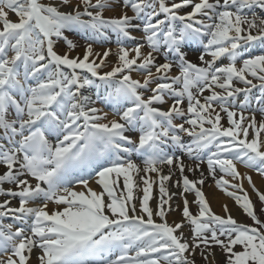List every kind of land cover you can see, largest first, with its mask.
Instances as JSON below:
<instances>
[{"label": "snow or ice", "instance_id": "6c2138e0", "mask_svg": "<svg viewBox=\"0 0 264 264\" xmlns=\"http://www.w3.org/2000/svg\"><path fill=\"white\" fill-rule=\"evenodd\" d=\"M238 165L264 180V0H0V264H264Z\"/></svg>", "mask_w": 264, "mask_h": 264}, {"label": "bare ground", "instance_id": "6f19581e", "mask_svg": "<svg viewBox=\"0 0 264 264\" xmlns=\"http://www.w3.org/2000/svg\"><path fill=\"white\" fill-rule=\"evenodd\" d=\"M192 58L196 59L195 56H193ZM238 169L242 174L243 173L250 174V171L247 170L245 167L243 168L240 165H238ZM174 179H175V177H174ZM253 180L256 183V186L258 188H260L261 190H264V180H262L260 176L253 177ZM92 186L96 187L94 184H92ZM243 186L245 189H247L249 191V193H251V188L249 187L246 180L244 181ZM203 190H204L206 196L209 198V201H210L211 206L213 207L214 211H216L218 214H223L221 206L223 204H227L229 206V208L233 210L234 216L238 220H241L242 212H240V210L236 206L234 200L232 198H230L229 196H227L223 191L219 190L211 178H209L206 181ZM155 195H156V189L154 188V196ZM253 197H255V196H253ZM188 198H189V200H192V199H194V196L189 194ZM192 210H196L194 205L192 206ZM174 219L175 220L180 219V215H178L177 213H171L169 215V220L171 221Z\"/></svg>", "mask_w": 264, "mask_h": 264}, {"label": "rangeland", "instance_id": "374dc122", "mask_svg": "<svg viewBox=\"0 0 264 264\" xmlns=\"http://www.w3.org/2000/svg\"><path fill=\"white\" fill-rule=\"evenodd\" d=\"M109 14H114V13H109ZM13 18H15V17H13ZM69 36H70L71 39H73L74 41H76L78 44L83 45V41L80 39L79 36L73 35V34H69ZM105 47H112L113 49H115V44L114 43H110V44L105 45ZM76 52H82V47L78 48L76 50ZM73 54H76V53H73ZM190 57H192V56L190 55ZM194 61H195V59H194ZM160 62H163L162 59H161ZM173 74H176L175 69L173 71ZM240 166L244 168L243 165H240ZM247 170H249V169H247ZM249 171H250V174L252 175V177L258 176L255 172H252L251 170H249ZM253 199L255 200V197H253ZM257 208H259V202L258 201H257ZM193 211L195 212V210H193ZM174 213H177L178 215H180V212L179 211L174 212ZM241 220L246 221L248 224H251L252 223L251 219L250 218H247L243 214L241 216ZM197 259H198V261H201V264H202V258L198 256Z\"/></svg>", "mask_w": 264, "mask_h": 264}]
</instances>
